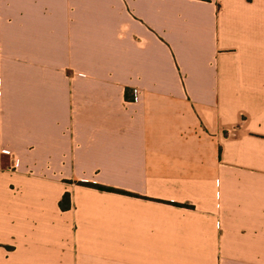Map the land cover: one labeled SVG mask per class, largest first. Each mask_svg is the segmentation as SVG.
Instances as JSON below:
<instances>
[{"label":"crops","instance_id":"obj_1","mask_svg":"<svg viewBox=\"0 0 264 264\" xmlns=\"http://www.w3.org/2000/svg\"><path fill=\"white\" fill-rule=\"evenodd\" d=\"M0 264H264V0H0Z\"/></svg>","mask_w":264,"mask_h":264},{"label":"trees","instance_id":"obj_2","mask_svg":"<svg viewBox=\"0 0 264 264\" xmlns=\"http://www.w3.org/2000/svg\"><path fill=\"white\" fill-rule=\"evenodd\" d=\"M129 99V98H128ZM135 98H131V100H134ZM81 186H86L89 188H93V189H97L99 191H103V192H110V193H120V194H125L128 195V193L123 192V191H119L116 190L114 188H109V187H105V186H101V185H96V184H91V183H80ZM60 207L62 210L67 211L71 208V196L70 194H66L61 203H60Z\"/></svg>","mask_w":264,"mask_h":264}]
</instances>
